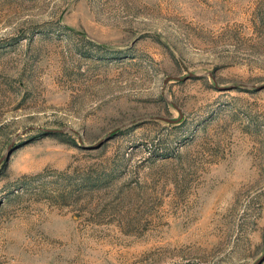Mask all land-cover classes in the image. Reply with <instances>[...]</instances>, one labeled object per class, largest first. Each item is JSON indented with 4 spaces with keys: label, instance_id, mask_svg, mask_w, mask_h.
Here are the masks:
<instances>
[{
    "label": "rangeland",
    "instance_id": "obj_1",
    "mask_svg": "<svg viewBox=\"0 0 264 264\" xmlns=\"http://www.w3.org/2000/svg\"><path fill=\"white\" fill-rule=\"evenodd\" d=\"M0 264H264V0H0Z\"/></svg>",
    "mask_w": 264,
    "mask_h": 264
},
{
    "label": "water",
    "instance_id": "obj_2",
    "mask_svg": "<svg viewBox=\"0 0 264 264\" xmlns=\"http://www.w3.org/2000/svg\"><path fill=\"white\" fill-rule=\"evenodd\" d=\"M170 121H172V120H170Z\"/></svg>",
    "mask_w": 264,
    "mask_h": 264
}]
</instances>
